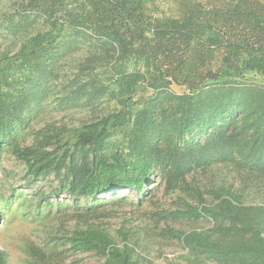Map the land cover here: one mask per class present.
Wrapping results in <instances>:
<instances>
[{
    "label": "trees",
    "instance_id": "trees-1",
    "mask_svg": "<svg viewBox=\"0 0 264 264\" xmlns=\"http://www.w3.org/2000/svg\"><path fill=\"white\" fill-rule=\"evenodd\" d=\"M156 1L22 0L23 9L42 16L49 29L18 52L0 56V147L13 146L32 179L54 173L59 183L52 195L111 193L115 199L110 207L100 209L98 202L54 216V234L44 246L30 247L26 264H57L56 255L70 250L92 252L104 260L100 264H138L140 238L133 242L126 226L133 220H124L118 231L122 246L105 220L125 217L129 211L123 208L130 204L118 201L117 191L140 195L156 169L168 191L191 197L173 215L213 223L190 233L161 229L189 250L187 264H264V203L247 206L236 190L220 186L213 190L216 203L209 205L188 179L194 168L225 167L247 188L264 184V86L243 82L252 72L264 77V0H169L173 12L163 16L157 15ZM77 5L81 12L74 16L69 8ZM64 22L115 46L117 62L134 66L129 75L113 67V83L133 94L142 79L154 94L146 107L134 108L129 98L120 110L62 130L52 138L54 150L17 147L15 137L27 122L25 112L43 65L55 56ZM172 85L183 93L165 96L171 103L162 104L157 119L160 91ZM120 134L129 151L118 154L110 144ZM204 134L205 141L198 142ZM6 258L0 251V264Z\"/></svg>",
    "mask_w": 264,
    "mask_h": 264
},
{
    "label": "rangeland",
    "instance_id": "rangeland-1",
    "mask_svg": "<svg viewBox=\"0 0 264 264\" xmlns=\"http://www.w3.org/2000/svg\"><path fill=\"white\" fill-rule=\"evenodd\" d=\"M156 2L157 15L172 14L174 6L169 0ZM81 8V5H77L69 9L74 16H78ZM48 29L49 25L42 16L23 9L22 0H0V56L18 52L31 37ZM114 48L115 46L92 32L73 28L64 22L55 56L41 69L44 73L40 76V83L36 85L35 99L30 102L29 110L25 112L27 122L15 137V146L54 150L56 143L52 138L56 134L120 110L123 108L122 100L132 98L136 104L133 105L134 108L146 107V102L154 93L151 88L143 85L142 79L137 83L133 94H129L125 85L111 81L113 67L118 71L125 70L126 75L134 70L132 64L117 62L118 52ZM243 82L264 86V77L252 72L244 76ZM183 90L182 87L172 85L167 90L160 91L162 99L157 101L155 110L158 111L155 116L157 119L162 117V104L171 103L165 96L181 94ZM136 112L133 113L134 116ZM206 138L207 134H204L198 142L202 143ZM4 146L6 147H0V251L6 254L7 264H26L30 247L44 246L47 243L48 237L56 230L57 221L54 216H62L76 208L87 209L98 202L100 209L115 204L114 195L111 193L96 198L79 199L72 198L68 193L60 197L52 195L59 183L55 174L32 179L26 163L14 153V147ZM110 148L118 154L129 151L122 134L111 139ZM229 171L225 167L194 168L188 179L200 188L206 204L209 205L216 203L213 190L220 186L231 191L236 190L240 200L247 206L264 203V184L247 188ZM262 177L264 178V174ZM43 193L47 196L43 197ZM117 193L120 196L118 201L125 198L130 204L124 206L123 211L136 213L128 212L125 217L120 214L117 218L105 220V227L117 237L116 240L122 246L118 231L122 229L124 220H133L126 226L132 230L133 242L137 241V237L140 238L137 251L141 257L138 264L190 262L189 250L182 242L170 232L161 233V229L166 226L187 233L213 227L209 219L178 218L172 214L186 201H190L191 197L180 191H168L158 169L151 175L148 185L140 195L133 189H121ZM6 200L7 203H4ZM73 225L74 223L71 228ZM59 247L65 250L62 245ZM60 253L56 255L54 263L100 264L104 261L92 252L70 250L67 254ZM202 262L214 264L207 260Z\"/></svg>",
    "mask_w": 264,
    "mask_h": 264
}]
</instances>
